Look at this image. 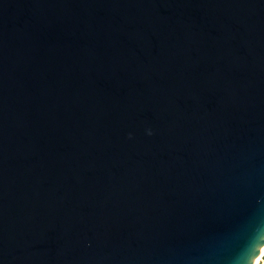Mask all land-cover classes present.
Wrapping results in <instances>:
<instances>
[{
	"label": "water",
	"instance_id": "obj_1",
	"mask_svg": "<svg viewBox=\"0 0 264 264\" xmlns=\"http://www.w3.org/2000/svg\"><path fill=\"white\" fill-rule=\"evenodd\" d=\"M263 247L264 0H0V264Z\"/></svg>",
	"mask_w": 264,
	"mask_h": 264
},
{
	"label": "bare ground",
	"instance_id": "obj_2",
	"mask_svg": "<svg viewBox=\"0 0 264 264\" xmlns=\"http://www.w3.org/2000/svg\"><path fill=\"white\" fill-rule=\"evenodd\" d=\"M252 264H264V247L260 250L259 256L256 257Z\"/></svg>",
	"mask_w": 264,
	"mask_h": 264
},
{
	"label": "clouds",
	"instance_id": "obj_3",
	"mask_svg": "<svg viewBox=\"0 0 264 264\" xmlns=\"http://www.w3.org/2000/svg\"><path fill=\"white\" fill-rule=\"evenodd\" d=\"M259 256V251L256 250L253 253H251V259L241 261L240 264H252V262L256 259V257Z\"/></svg>",
	"mask_w": 264,
	"mask_h": 264
}]
</instances>
